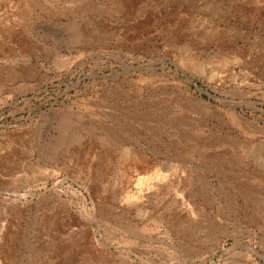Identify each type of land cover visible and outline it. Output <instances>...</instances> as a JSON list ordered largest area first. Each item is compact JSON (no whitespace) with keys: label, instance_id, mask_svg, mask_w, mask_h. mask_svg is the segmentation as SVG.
Masks as SVG:
<instances>
[{"label":"rangeland","instance_id":"rangeland-1","mask_svg":"<svg viewBox=\"0 0 264 264\" xmlns=\"http://www.w3.org/2000/svg\"><path fill=\"white\" fill-rule=\"evenodd\" d=\"M0 264H264V0H0Z\"/></svg>","mask_w":264,"mask_h":264},{"label":"bare ground","instance_id":"bare-ground-1","mask_svg":"<svg viewBox=\"0 0 264 264\" xmlns=\"http://www.w3.org/2000/svg\"><path fill=\"white\" fill-rule=\"evenodd\" d=\"M185 48H187V47H185ZM76 159V158H75ZM74 164V163H73ZM243 199V198H242ZM244 200V199H243ZM213 226V225H212ZM200 227V226H199ZM210 234V233H209ZM211 234H213L212 235V239L213 238H218L219 236H220V234H219V229H217V228H214V230H213V232L211 233ZM209 236V235H208ZM186 238V237H185ZM208 238V237H207ZM209 239V238H208ZM213 241V240H212ZM215 241V240H214ZM216 242H217V240H216ZM210 244V242H207L206 244ZM211 243H213V242H211ZM216 244V243H215ZM215 244H214V246H215ZM211 245V244H210ZM213 245V244H212ZM217 245V244H216ZM208 247V246H207ZM194 251V250H193ZM196 251V250H195ZM198 251V250H197ZM196 251V252H197ZM202 251V250H201ZM213 251V250H212ZM196 252H195V254H196ZM198 252H200V251H198ZM210 252V251H209ZM192 253V252H191ZM193 255V254H192ZM199 256V255H198Z\"/></svg>","mask_w":264,"mask_h":264}]
</instances>
